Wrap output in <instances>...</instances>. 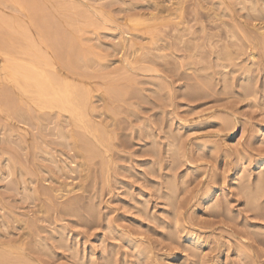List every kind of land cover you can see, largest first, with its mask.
I'll return each instance as SVG.
<instances>
[{
	"label": "rangeland",
	"instance_id": "1",
	"mask_svg": "<svg viewBox=\"0 0 264 264\" xmlns=\"http://www.w3.org/2000/svg\"><path fill=\"white\" fill-rule=\"evenodd\" d=\"M71 1L99 24L74 32L90 59L70 70L40 46L91 90L102 143L0 91V250L15 264H264V0ZM9 2L1 16L29 21Z\"/></svg>",
	"mask_w": 264,
	"mask_h": 264
},
{
	"label": "bare ground",
	"instance_id": "2",
	"mask_svg": "<svg viewBox=\"0 0 264 264\" xmlns=\"http://www.w3.org/2000/svg\"><path fill=\"white\" fill-rule=\"evenodd\" d=\"M10 2L13 10L25 15V17L29 18V21L23 22L22 18L14 15L13 12V15L8 17L0 15V35L3 36L4 34L6 36V40L0 39V51L3 55L0 70L4 75V82L10 84L12 89L9 90V87L6 90L0 89L2 94H5V101L15 98L25 104L27 102L30 106V108L29 106L27 108L30 111L33 109L43 115H50V113L54 112L57 119L63 117L71 127L69 130H74V128L81 129L79 131L82 133L77 131V136L85 145L87 144L85 147L88 146L86 134L98 143L100 141L102 143L101 134H99L95 121L93 122L90 116V111L94 108L92 106L93 102H91V90L89 87H83V84L80 86V83L78 84L75 79L61 73L62 70L61 72L58 71V66L57 69L55 68V61H52L53 59L51 60L49 55H47L46 48L43 51L40 46V43L45 45V42L48 41L49 44L55 45L52 46L54 49L56 44L59 45L57 52L61 58H64V61L62 60L63 63L60 65L64 64V68L67 67L72 70V68H77L78 65L89 58L85 57L86 55L82 54L83 51H79L80 49H78L79 52L73 53L75 51L74 32L88 28L96 29L99 24L81 5L75 4L71 0H10ZM31 25L35 26L36 30L34 31L41 34L40 38L38 35L36 36L39 40H35L34 36H31L29 28ZM262 29L264 31V27ZM73 55L75 59H71ZM58 57L56 56L57 59ZM4 88H6L5 85ZM12 91L15 94L13 98H11L12 94L10 93ZM0 97L2 98L3 96ZM2 100L4 99L2 98ZM10 100L8 102H12ZM15 109L18 110L17 107ZM6 111L9 110L6 109ZM30 111L27 113L26 110V115L30 117L29 120H32L34 116L31 115L32 112ZM19 112L24 114V117L26 116L25 113H22V110ZM73 132L76 133V131ZM64 133L60 135L66 137ZM73 135L72 133L71 136ZM10 249L11 247L2 246L0 250L1 264L19 262L18 259L15 260L17 257H11L12 249ZM20 253H23V251H20Z\"/></svg>",
	"mask_w": 264,
	"mask_h": 264
}]
</instances>
